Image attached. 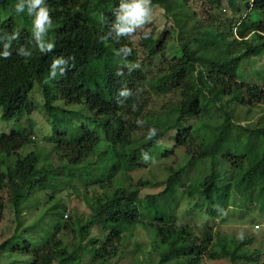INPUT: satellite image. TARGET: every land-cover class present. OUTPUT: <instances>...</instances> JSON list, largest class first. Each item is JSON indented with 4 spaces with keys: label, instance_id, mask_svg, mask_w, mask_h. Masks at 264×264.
<instances>
[{
    "label": "trees",
    "instance_id": "1",
    "mask_svg": "<svg viewBox=\"0 0 264 264\" xmlns=\"http://www.w3.org/2000/svg\"><path fill=\"white\" fill-rule=\"evenodd\" d=\"M146 1L141 22L128 24L121 17L124 6L133 0H41L30 15L31 0H0V119L12 121L31 115L35 106L29 93L34 86L40 90L49 119L58 100L95 113L74 125L71 135L59 130L56 121L52 123V133L44 139L50 146L49 162L41 163L34 151L20 153L32 143L31 130L0 134V190L7 193V201L0 197V220L8 207L15 223L11 235L0 243V255L25 257L29 259L26 264H83L84 257H88V264H108L122 257L125 241L136 231L151 229L148 255L157 258L156 264H201L203 257L220 259L224 256L213 245V226L182 223L178 218L183 198L179 191L188 176L186 167L205 160L209 172L201 186H186L193 200L188 214L224 221L227 211L236 204L234 197H239L236 191L248 197L245 204L259 207L263 203L264 208V186L258 175L264 168V127L235 123L222 102V98L230 97L248 108L264 105V90L237 78L244 58L264 53V0H225L232 11L243 14L227 23L213 12L221 8L223 0ZM190 2L205 5L210 12L205 14L208 24L196 36L187 37L181 56L167 66L172 88L180 95L177 117L163 130L143 126L142 117L150 100L148 78L132 47L130 33L132 28L147 24L145 15L152 6L165 9L183 29L187 18L180 14L187 6L188 18L192 17ZM17 3L23 5L19 14L15 12ZM41 8L49 17L43 31L33 24ZM119 27L131 31L121 33ZM142 45L148 57L165 49L162 40L152 35L144 37ZM198 116L221 123L208 148L191 150L186 145L191 136L188 125ZM180 125L185 127L181 129ZM142 127L151 136L144 144L135 145L132 137ZM172 130H178L175 146L184 148L187 160L178 171L155 184L162 188L160 192L140 197V189L149 183L139 180L129 185L130 173L145 165L149 151ZM239 170L244 171L241 177L237 175ZM237 176L246 186H234V190ZM74 182H80L85 191L94 185L100 190L91 197L84 195L90 211L86 220H64V214L56 210L58 202H54L42 210L39 221L22 227V213L29 199L38 196L53 201L56 195L74 190ZM255 190L260 192L256 193L258 200L252 196ZM33 204L36 208L40 201ZM43 219L44 228L39 225ZM94 229L97 236L91 235ZM63 232H71L73 238L66 240ZM252 256L249 253L245 260L252 261Z\"/></svg>",
    "mask_w": 264,
    "mask_h": 264
},
{
    "label": "rangeland",
    "instance_id": "2",
    "mask_svg": "<svg viewBox=\"0 0 264 264\" xmlns=\"http://www.w3.org/2000/svg\"><path fill=\"white\" fill-rule=\"evenodd\" d=\"M146 4L147 1L143 0L142 7ZM185 7L187 6L182 7L184 8V12L180 14L181 17L185 16L187 18L186 26L181 25L183 29L180 28L178 20L168 15L165 9L152 6L145 15L147 24L132 28L130 33L132 47L135 49L138 62L146 72L148 78L146 90L150 100L142 117L143 126L148 125L155 127L157 130H163L168 128L177 117L180 95L172 88L169 74L166 71L167 66L174 57L181 56L180 49L187 42V37L196 36L200 29L208 24V15L205 16V14L209 11L207 6H202L199 2H190L189 13L192 17L188 18V9ZM213 12L216 13V16L222 22L230 19L235 21L243 15L242 12L232 11L225 0H223L221 8L213 10ZM148 35H152L154 39H158L159 41L162 40L165 46L164 50L155 53L152 57L147 56V50L142 45L143 38ZM191 46L195 48V45ZM237 78L240 82L258 86L264 90V53L261 52L260 55L255 57L244 58L237 72ZM30 98L35 106L34 112L31 115L24 114L17 120L3 121L0 119V134H7L12 130L18 129L31 130L29 137L32 143L23 148L20 153L25 155L34 151L41 163L49 162L47 153H49L50 146L44 139L51 135V125L54 121L58 124L59 130H64L71 135V132L74 131V125L85 122L86 115L95 116L92 110L87 111L82 105L65 104L64 101L58 100L55 102L57 106L55 114H52L49 119L44 112L43 100L37 86H34L29 93ZM222 102L224 103L223 108H226L232 114V119L235 123L251 128L264 127V105L259 104L248 108L230 100V97L222 98ZM78 111L81 113H78ZM1 113L2 110L0 108V116ZM220 123V120L208 119L203 116L190 119L188 126L191 130V136L186 140V145H189L191 150L200 147L208 148L219 131ZM179 127L183 129L185 126L180 125ZM177 131H169L160 138L154 148L145 157V165L130 173L131 181L128 182L129 185L134 186L139 180L149 183L147 187L140 189V197L160 192L162 188L155 184L164 181L169 175L178 171L185 164L187 156L185 155L184 148L175 146ZM150 136L151 133L142 127L133 135V143L135 145L144 144ZM166 154L168 155L165 156ZM186 171L188 176L182 180L184 188L179 191L183 197L177 209L179 221L182 223L194 222L201 225L209 224L213 226L215 232L213 245L224 256L220 259L212 260L203 257L201 264H264L263 203L258 204L261 209L257 205H253V207L249 206L245 204L248 197L245 198L244 195H240L236 191L239 197H234L236 204L227 211L224 221L223 219H207L203 214L199 215L196 213L195 215L191 212L188 214L192 208L190 205L192 199L189 198L188 193L190 191L186 189V186L188 183L198 187L201 186V180L209 172V162L205 160L194 163L186 167ZM239 172H237V175L241 177V173H244V171L239 170ZM258 175L261 176L260 184L262 187L264 186V168L262 172L261 170L260 173L258 172ZM238 176L233 181L234 190L235 188L240 189V186L244 183L243 181L240 184L241 179ZM245 186L244 184L243 187ZM85 189L87 188L81 185L80 182H74V190L56 195L53 201L48 202L45 200L46 198L33 196L24 205L22 227L35 224V222L39 221V215L42 210L44 211L54 202H58L56 210L64 214V220L70 219L71 221H75L76 218L86 220L90 211L84 201V195L91 197L94 192L99 193L100 190L97 185L88 188V191H85ZM256 193L260 192L255 190L252 196L253 199L258 200ZM0 197L2 201H7V193L4 189L0 190ZM35 201H40V204L36 208L34 207L36 204L31 205ZM193 213H195V210H193ZM13 220L10 209L5 207L0 220V243L13 232L15 227ZM45 224V219L39 222L40 227L44 228ZM256 225L258 226L257 228ZM144 231H136L132 238L127 239L125 241L126 247H122V257H117L108 264H156L157 258L154 255H148L149 245L151 239H153V231L151 229ZM62 234H67L66 240L73 238L71 232H63ZM98 234L97 229L91 231L92 236H97ZM124 235L129 234L125 233ZM249 238H252V240L248 243L246 241ZM229 241L230 243L234 242L233 245H230ZM136 244H138V250L135 248ZM237 244L240 245V248H234V245ZM225 245L226 251H223ZM249 253L253 254L252 261L250 262L245 260L249 256ZM88 261V257L82 259L83 264H88ZM26 262H29V259L22 256L13 254L0 255V264H26Z\"/></svg>",
    "mask_w": 264,
    "mask_h": 264
},
{
    "label": "clouds",
    "instance_id": "3",
    "mask_svg": "<svg viewBox=\"0 0 264 264\" xmlns=\"http://www.w3.org/2000/svg\"><path fill=\"white\" fill-rule=\"evenodd\" d=\"M41 3V0H31L29 7V15L31 14L32 8H35L37 5ZM143 0H133V3L124 6V15L121 17L123 21L128 24H136L141 22L142 17L145 14L144 8L142 7ZM23 10V5L21 3H17L15 5V12L19 14ZM49 22V17L47 14V10L44 8L39 9L36 13V17L33 21L35 28L40 31L44 30V25ZM131 28L129 27H119V32L126 33L130 32ZM50 48L51 45H48ZM257 227V226H256Z\"/></svg>",
    "mask_w": 264,
    "mask_h": 264
},
{
    "label": "built area",
    "instance_id": "4",
    "mask_svg": "<svg viewBox=\"0 0 264 264\" xmlns=\"http://www.w3.org/2000/svg\"><path fill=\"white\" fill-rule=\"evenodd\" d=\"M257 228V227H256Z\"/></svg>",
    "mask_w": 264,
    "mask_h": 264
}]
</instances>
